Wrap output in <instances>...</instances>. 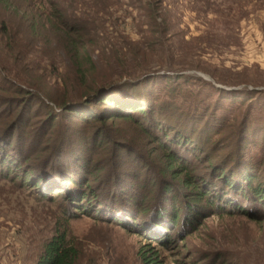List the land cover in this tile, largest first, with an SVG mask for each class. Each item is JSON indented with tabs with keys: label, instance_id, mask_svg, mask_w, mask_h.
I'll return each instance as SVG.
<instances>
[{
	"label": "trees",
	"instance_id": "16d2710c",
	"mask_svg": "<svg viewBox=\"0 0 264 264\" xmlns=\"http://www.w3.org/2000/svg\"><path fill=\"white\" fill-rule=\"evenodd\" d=\"M85 1L38 0V15L15 22L4 11L14 1L0 0V52L26 62L15 33L26 26L41 50L50 56L63 51L68 62L63 70L54 64L49 70L36 67L14 79L0 74V181L18 183L38 204L55 203L66 222L103 208L125 215L131 223L123 224L130 227L152 217L155 207V228L169 225V232L180 221L181 232H186L214 212L235 211L234 206L238 213L257 219L255 212L261 209L256 206L264 209V136L254 138L261 155L254 157L247 141L249 127L239 133L233 120L208 116L209 107L199 113L192 100L189 110L182 109L177 100L183 92L177 82L182 77L164 75L165 84L173 83L171 97L164 99L155 87L157 74L113 82L108 72L128 75L131 64L146 66L157 50L156 40L144 36L132 42L121 35L109 39L97 18L98 12L107 14L108 0ZM161 3H132L144 12L148 32L168 31ZM100 41L106 42L105 51L96 55L93 47ZM4 71L13 73L12 68ZM118 121L132 125L138 137L124 133ZM148 143L161 151L159 161L145 152ZM134 162L143 165L133 167ZM200 163L204 171L196 168ZM178 179L188 194L179 195ZM57 226L36 264L78 263L76 244L60 229L62 224ZM141 258L144 264H157L144 250Z\"/></svg>",
	"mask_w": 264,
	"mask_h": 264
},
{
	"label": "rangeland",
	"instance_id": "374dc122",
	"mask_svg": "<svg viewBox=\"0 0 264 264\" xmlns=\"http://www.w3.org/2000/svg\"><path fill=\"white\" fill-rule=\"evenodd\" d=\"M13 1L4 11L15 22L24 21L23 16L28 20L38 15V0ZM134 1L108 0L105 2L110 6L108 12H98V22L101 21L108 38L117 40L121 35L139 42L144 36H150L156 40L157 50L146 66L131 64L128 75L118 70L107 75H113V82L123 83L157 74L159 81L155 87L162 99L171 97L169 91L173 86L170 82L165 84L164 75L182 77L177 81L183 88L177 98L182 109L189 110L192 100L198 103L195 105L199 106V113L209 107L208 116L215 114L218 118L226 116L229 121L233 120L231 123L238 127L239 133L242 127H249L251 135L247 141L251 155L259 158L254 138L261 135V140L264 136V0H160L161 15L168 26L165 33L162 29L161 33L148 32V20L143 11L134 8ZM162 18L159 20L164 26ZM22 28L15 29V33L22 40L20 49L26 62L18 63L0 52L1 75L14 79L15 74L22 76L36 67L49 70L53 64L65 69L68 62L63 51L50 56L33 40L29 29ZM105 46L106 42L100 41L93 47L96 55L102 54ZM5 68H12L13 73L9 75ZM124 123L118 121L121 130L137 138L134 127ZM229 130L225 131L227 136ZM150 143L145 152L158 160L161 151ZM141 165L139 162L137 166ZM127 166L130 168V164ZM196 168L204 171L206 166L200 163ZM16 184L0 181V264H36L43 243L59 230L58 223L62 224L61 230L68 231L80 252L77 264H144L143 250L157 264H264V219L259 220L264 209L261 206H256L261 209L255 212L257 219L238 213L234 206L235 211L214 212L186 232H181L184 226L181 221L169 232L172 228L169 225L155 228L152 218L156 219L158 207L153 209L155 217L154 214L145 216L130 227L123 224L124 221L131 223L125 215L108 213L103 208L66 222L55 203L38 204L34 195ZM176 184L179 195L188 194L180 179ZM162 218L171 223L166 216ZM155 233L160 236H154ZM163 234L170 235L171 239Z\"/></svg>",
	"mask_w": 264,
	"mask_h": 264
}]
</instances>
